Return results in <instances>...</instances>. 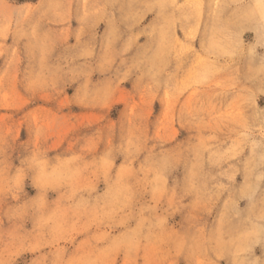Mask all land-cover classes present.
<instances>
[{
	"label": "clouds",
	"instance_id": "9594fccd",
	"mask_svg": "<svg viewBox=\"0 0 264 264\" xmlns=\"http://www.w3.org/2000/svg\"><path fill=\"white\" fill-rule=\"evenodd\" d=\"M74 6L83 20L115 27L116 11L127 10L128 17L158 12L157 44L132 56L129 47L117 50L111 40L98 50L81 27L76 44L67 45L68 28L57 26L68 25ZM208 7L201 30L204 0H0V108L33 106L18 121L0 115V264H264V195L245 209L222 210L218 202L226 189L209 187L204 174L203 153L215 158L214 146L165 147L156 135L160 114L151 133L146 123L154 101L163 112L168 98L178 96L176 73L167 70L168 36L176 24L193 35L201 32L213 49L233 51L231 64L246 58L264 83V51L236 50L233 42L243 31L264 37V0H211ZM125 83L131 88L125 90ZM117 104L123 107L113 117ZM85 112L97 113L95 121L85 123L74 147L54 151L53 129L63 126L65 115ZM192 115L187 106L178 110L181 127ZM188 123L201 128L194 118ZM21 127L26 139L17 143ZM241 127L234 155L251 149L249 163L264 169V122ZM10 150L19 152L14 172ZM182 168V178L172 176ZM25 180L45 190L42 199L55 192L49 207L25 198ZM255 182H264V171ZM9 193L17 204L7 203ZM176 216L180 220L169 223ZM82 232L87 235L77 241Z\"/></svg>",
	"mask_w": 264,
	"mask_h": 264
},
{
	"label": "rangeland",
	"instance_id": "374dc122",
	"mask_svg": "<svg viewBox=\"0 0 264 264\" xmlns=\"http://www.w3.org/2000/svg\"><path fill=\"white\" fill-rule=\"evenodd\" d=\"M183 2V0H181ZM16 3L23 5L26 0H16ZM205 8L202 10L200 27L204 28L205 21L208 19L210 11L208 5L211 0H204ZM78 7V6H77ZM119 16V19L124 18L126 29H131L128 24L142 20L147 14L153 19L150 26L145 27L141 31L138 43L137 39L125 38L120 41L122 36L117 31V27L112 26L109 33L103 31V26L111 24L109 21H101L93 23L89 20L82 19V12L77 10V14L68 22V25H58V28H68L67 45L76 44V33L81 27H84L88 33L86 36L95 38L97 48L99 50L108 41H114L115 48L121 50L124 47H129L131 51L129 56L135 55L138 52L152 49L157 44V39L154 31L159 29L162 21L158 12H136L128 17V11L120 13L114 12ZM146 22V21H145ZM194 23V22H189ZM105 28V27H104ZM91 39V38H90ZM168 41H170L169 55L167 61V70L176 73V87L178 96L169 97L164 105V110L161 112V102L156 100L152 103L149 110L146 112V123L149 125V132L152 120L159 113L161 120L158 125L156 135L165 147L177 145L176 150L183 148H193L200 146L206 148L214 146L215 158L212 154L205 151L204 156V174L209 183V187L223 185L226 189L219 198L218 204L223 209L230 211H239L247 206L257 203L259 198L264 195V182H255V177L264 169L258 165L254 166L249 163L251 159V149H245L243 153L234 155L235 143L238 135L242 132V123L247 121L250 126H259L264 122V83L255 72L249 71L248 60L244 57H239L236 64H231V59L234 55L233 51L227 48L213 49L210 40H202L201 32H196L193 35L189 27L184 24H176L174 30L169 33ZM233 42L236 50H244L245 52L260 53L264 51L260 45L264 44V37L253 31H243L237 33L233 37ZM9 43L11 40L9 39ZM59 51V49L57 50ZM55 56L56 53L54 52ZM254 67H259L257 60ZM125 90L131 88L130 83L122 85ZM71 90L68 95L71 96ZM11 102V101H10ZM19 103V101H18ZM182 106H187L192 111V117H185V126L181 127L178 119V110ZM32 105H24L20 108H0V115H9L13 121H18L20 117L27 111L32 110ZM39 107L45 109L46 113L49 110L47 102H40ZM123 107V104H117L113 109V117L116 116L118 110ZM54 112V109H51ZM65 113L68 109L64 110ZM97 113L85 112L78 118H73L69 115L64 116L63 126L56 131L52 137V142L58 144V151L66 146L74 147L73 138L84 130L85 123L95 121ZM194 118V122L201 125L199 131L195 130L189 120ZM49 121L51 116H47ZM81 120L83 123L76 124V120ZM103 123V121H101ZM89 126H97L95 123ZM186 138V139H184ZM26 139V130L20 128L17 143ZM183 139L182 144H177ZM104 147L103 143L95 145L94 153H99ZM18 150H10V163L12 172L20 167V160L17 158ZM118 166L121 161L117 160ZM234 173V174H233ZM184 169H180L172 173L173 177L182 178ZM231 177V178H229ZM172 180L169 178V184ZM104 187L103 184L98 186V190ZM23 191L26 194L25 198L30 200L41 201L46 207L50 206V201L55 198V192H47L46 198L42 199L44 189L32 187L29 180L24 181ZM9 205H15L18 202L12 198L11 193L6 197ZM150 199L145 196L144 200ZM35 218L30 219L26 225L29 229L33 226ZM179 216L173 218V221L178 222ZM4 226H10L9 219L4 218ZM241 227H243L241 225ZM95 230L94 228L92 229ZM87 233H81L76 237L79 241L83 239ZM256 256H261L259 247L255 250Z\"/></svg>",
	"mask_w": 264,
	"mask_h": 264
},
{
	"label": "crops",
	"instance_id": "0c3cea01",
	"mask_svg": "<svg viewBox=\"0 0 264 264\" xmlns=\"http://www.w3.org/2000/svg\"><path fill=\"white\" fill-rule=\"evenodd\" d=\"M77 10L78 7L74 6V11H73V17L74 15L77 14ZM116 17V21L118 24V29L117 31H119V34L122 36L120 41H123L125 38H130L131 40L133 39H137L138 43H141V40L143 41H147L146 39H139V36L141 35V31L145 29V27L150 26L151 22L153 19L149 18L150 15L147 14L142 20H135L136 22L132 23V24H128V26H130L131 29H126L124 25L125 20L119 19V16L114 14ZM122 21V22H121ZM146 21V22H145ZM112 24L109 25H104L103 26V31L105 34V31L107 30V32L109 33L110 28H112ZM105 27V28H104ZM95 39L92 36L89 37V39ZM85 39H87L85 37Z\"/></svg>",
	"mask_w": 264,
	"mask_h": 264
}]
</instances>
